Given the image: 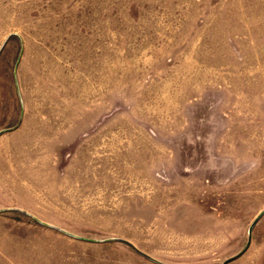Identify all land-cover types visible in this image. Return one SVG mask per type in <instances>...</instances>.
Here are the masks:
<instances>
[{
    "label": "rangeland",
    "instance_id": "rangeland-1",
    "mask_svg": "<svg viewBox=\"0 0 264 264\" xmlns=\"http://www.w3.org/2000/svg\"><path fill=\"white\" fill-rule=\"evenodd\" d=\"M0 132V264H223L264 212V0H0Z\"/></svg>",
    "mask_w": 264,
    "mask_h": 264
},
{
    "label": "water",
    "instance_id": "water-1",
    "mask_svg": "<svg viewBox=\"0 0 264 264\" xmlns=\"http://www.w3.org/2000/svg\"><path fill=\"white\" fill-rule=\"evenodd\" d=\"M2 133H3V132H0V135H1ZM263 215H264V212H262V214H260V216L255 220V222L252 224V226H251L250 229H249V241H248L247 248H246L243 252H241L240 254H238L237 256H234V257H232V258L226 260L223 264H229V263H231V262L237 260L238 258H240V257H241V256L247 251V249L249 248V245H250V243H251V240H252V232H253V229H254V227L256 226V224L259 222V220L261 219V217H262ZM45 225H46V224H45ZM47 226H49V225H47ZM49 227H51V228H53V229H56V228H54V227H52V226H49ZM59 231H61V232H63V233H66L67 235L72 236V237H74V238H77V239H79V240H83V241H87V242H92V243H98V241H96V240L84 239V238H80V237H77V236L71 235V234H69V233H67V232H64V231H62V230H59ZM103 242H120V243H124V244L130 246L131 248H133V249H134L138 254H140L141 256L146 257V258H148L149 260H151V261H153V262H155V263H157V264H163V263H160V262H158V261H156V260L150 258L148 255L144 254L143 252H141L140 250H138L136 247H134L131 243H129V242L125 241V240H122V239H110V240H106V241H103Z\"/></svg>",
    "mask_w": 264,
    "mask_h": 264
},
{
    "label": "crops",
    "instance_id": "crops-1",
    "mask_svg": "<svg viewBox=\"0 0 264 264\" xmlns=\"http://www.w3.org/2000/svg\"><path fill=\"white\" fill-rule=\"evenodd\" d=\"M243 256V255H242Z\"/></svg>",
    "mask_w": 264,
    "mask_h": 264
}]
</instances>
